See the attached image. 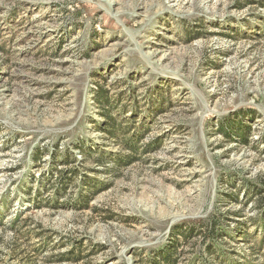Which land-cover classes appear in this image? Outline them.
Returning a JSON list of instances; mask_svg holds the SVG:
<instances>
[{
  "label": "rangeland",
  "instance_id": "obj_1",
  "mask_svg": "<svg viewBox=\"0 0 264 264\" xmlns=\"http://www.w3.org/2000/svg\"><path fill=\"white\" fill-rule=\"evenodd\" d=\"M173 239L176 264H264V0H0V264Z\"/></svg>",
  "mask_w": 264,
  "mask_h": 264
},
{
  "label": "trees",
  "instance_id": "obj_2",
  "mask_svg": "<svg viewBox=\"0 0 264 264\" xmlns=\"http://www.w3.org/2000/svg\"><path fill=\"white\" fill-rule=\"evenodd\" d=\"M189 37V36H188ZM97 101L98 103H100L101 107H104L105 102L107 101V96H106V92L104 90V88L99 85L97 90ZM105 116H107V114H104ZM109 124H111L112 122H108ZM114 126V125H113ZM115 127V126H114ZM249 128V125H247L246 123L243 122H235L234 120H227L222 122L220 129L223 131V133L226 136H229L230 133H236V135H238L241 140V142L243 143H247L248 142V137H247V129ZM219 220L217 218H214L213 221L209 224V226L207 227L208 230V237L210 236H218L220 235V233H222V231L227 230L225 226H219ZM219 228L222 229V231L219 230ZM179 227H174L172 230V234H175L174 236H179V237H184L187 238L188 235H190L192 233V228L190 231V234H186L185 232L183 233L181 230H178ZM206 232V230H205ZM176 237V238H177ZM178 239V238H177ZM176 240L173 239V243H171V246H168L167 248H165V250L163 251L162 254V258H157L155 259V264H176L177 261L179 260L178 258V247L174 244L175 242H178ZM211 248V246H210Z\"/></svg>",
  "mask_w": 264,
  "mask_h": 264
}]
</instances>
